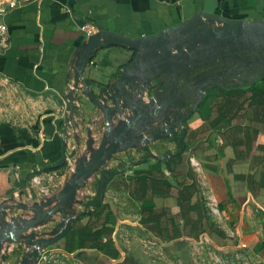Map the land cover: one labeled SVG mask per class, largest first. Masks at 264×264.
Returning <instances> with one entry per match:
<instances>
[{
    "label": "crops",
    "instance_id": "1",
    "mask_svg": "<svg viewBox=\"0 0 264 264\" xmlns=\"http://www.w3.org/2000/svg\"><path fill=\"white\" fill-rule=\"evenodd\" d=\"M198 15L264 24V0H37L6 16L10 46L0 51V79L25 100L13 110L2 103L5 95L0 93L1 224L27 228L53 208L71 182L72 169L87 164L103 141L132 119L120 80L133 76L128 69L135 63V50L123 45H102L83 76L89 93L107 108L121 96L123 112L107 115L82 81L73 94L74 109L65 104L88 42L85 28L91 26V37L108 31L135 39ZM163 47L159 43L152 50ZM227 59L215 67L170 59L176 66L169 74L150 55L142 56L139 86L158 103L167 96H185L184 115L202 98L195 113L183 127L176 126L175 134L152 141L174 107L166 110V117L141 133L138 144L113 154L83 182L63 213L5 244L0 264H24L31 234L53 237L64 216L68 220L82 212L86 214L71 231L45 249L47 258L39 264H151L159 255L169 264L234 262L241 255L264 264V76L239 82L229 72L233 56ZM225 70V77L215 79L216 88L197 94L201 79ZM64 156L70 164L60 165ZM104 170L113 172L104 200L88 211ZM47 203V209L33 210Z\"/></svg>",
    "mask_w": 264,
    "mask_h": 264
},
{
    "label": "water",
    "instance_id": "2",
    "mask_svg": "<svg viewBox=\"0 0 264 264\" xmlns=\"http://www.w3.org/2000/svg\"><path fill=\"white\" fill-rule=\"evenodd\" d=\"M203 17L206 20H203ZM213 22L221 24L222 27L213 26ZM178 35H181V37H177ZM159 43L165 44V47L159 48L156 52H154L152 50L154 45ZM110 44L127 46L138 52L134 65L128 69V72L133 74V76L123 77L120 80L122 93L127 95L124 105L130 106L133 110L132 119H128L126 124L121 125L116 134L108 136L87 164H80V166L75 169L68 188L53 208L47 209L50 206V203L43 206L33 207V210L35 211L44 209L47 210H45L44 214H42V216L36 221L32 222L27 228L12 229L11 226H6L0 223V256L2 247L5 244L16 243L20 234L23 232L39 225L51 215L63 213V207L74 198V195L80 188L81 184L102 168L104 162L113 154L118 151L134 147L138 144L142 140L141 133L145 129L150 128L153 123L159 121L161 117H166V110H170L174 107V109L171 110L172 114L166 117L165 121L168 122L169 117L171 116H174L176 120L169 123L168 132H165L160 128L155 129L154 134L150 139L152 141L167 138L170 135L175 134L176 126L179 125L183 127L195 113L197 107L202 101V98H199L195 102L194 106L186 115L180 112L181 109L185 108L186 104L184 102H180V100L176 97L169 98L167 96V98L161 103L157 102V105H154V103L151 102L146 106H140L139 103L132 102L133 98L131 91L139 86L138 83H141V81L138 82L141 68L138 67L137 64L139 60H141L142 56H149L150 53H153L156 56H162L164 54L165 56H168L169 59H180V61H182L185 65L205 63L207 66L211 65L212 67H215L220 64V61L222 64H226L228 61L227 55L230 54L234 58L231 63L232 70L235 69L238 72H241V70H247L252 73L258 72L259 70H262V67H264V24L198 15L154 36L131 39L126 38L121 34H112L108 31H100L98 34L93 35L89 39L80 54L77 65V80L75 88L78 87L79 81H82L90 98L109 116L114 114L116 111L123 112L121 107V96H117L113 108H107L103 103L89 93L88 85L84 81L83 76L85 67L91 59L92 54L97 49L101 48L102 45L108 46ZM172 48H186L189 50V53L185 54L181 51L179 54H172ZM146 50H148V54H146ZM227 72L228 70H225L222 74H217L215 78L209 76L201 79L197 89V94L202 95L208 93L212 88H216L217 85L213 84L215 79L225 77ZM128 84L132 85L130 90L127 88ZM173 89L177 95L180 94V92L175 88V85H173ZM67 98L69 99L67 104L68 108L73 110L74 95L69 94ZM162 111L164 112L162 113ZM185 133L186 130H184V134L181 137V143L184 141ZM150 140H147V143H149ZM65 162L66 156L62 158L60 165H64ZM112 175L113 172L110 170L103 171L101 182L97 186V198L86 204L88 211L103 202L105 191ZM29 178L30 175H28L27 179ZM85 214L86 212H82L72 218H69L68 220H66L64 216L62 222L58 226L56 235L53 237L36 239L35 234H31L27 240V244L33 247L34 251L31 255H28L24 264H30L31 259L37 260L41 251L62 240L71 231L72 225Z\"/></svg>",
    "mask_w": 264,
    "mask_h": 264
},
{
    "label": "built area",
    "instance_id": "3",
    "mask_svg": "<svg viewBox=\"0 0 264 264\" xmlns=\"http://www.w3.org/2000/svg\"><path fill=\"white\" fill-rule=\"evenodd\" d=\"M37 0H0V51H5L9 48L10 46V34H9V29L8 26L6 24L5 18L6 16L11 13L14 10L20 9L22 8L24 5L35 2ZM213 22L212 25H214ZM218 24V23H216ZM221 25V24H220ZM86 32H87V36H88V41L92 35V30H91V26H87L86 28ZM184 52L185 54L189 53V50L186 48H172L171 52L172 54H179V52ZM262 70H264V67L261 68ZM77 91V88L75 87H71L69 94H74ZM132 94V98L136 103H139L141 105H148L151 102L154 103V105H157V101L155 99L154 96H149L148 95V90L146 89V87L144 86H138L136 87V89H134L133 91H131ZM69 99L67 98L65 101V104H68ZM176 118L174 116L169 117V121L168 122H164L163 125L161 126V130H164L165 132H168V125L169 123L175 121ZM68 125L71 126V121H68ZM70 157L66 156V162H68L70 164ZM192 164L195 167H199L198 162L195 161V159L191 160ZM75 172L74 169H72V174ZM15 181L19 182L20 181V175L19 173H15L13 174ZM36 181V179H35ZM20 197V190L16 189L14 191V198L18 199ZM210 207L211 210L214 214H217L218 209H217V205L216 202L214 200H212V202L210 203ZM34 251V248L29 247L27 248L26 253L28 255H31ZM246 255V254H245ZM247 257V258H246ZM246 257H244L242 255L241 258L237 259L234 262H211V264H256L255 262H250V260H248V256L246 255ZM46 256H45V250L40 252V255L38 257L37 260H30V264H39L40 262H38V260H46ZM43 263V262H41ZM205 264V263H203Z\"/></svg>",
    "mask_w": 264,
    "mask_h": 264
},
{
    "label": "rangeland",
    "instance_id": "4",
    "mask_svg": "<svg viewBox=\"0 0 264 264\" xmlns=\"http://www.w3.org/2000/svg\"><path fill=\"white\" fill-rule=\"evenodd\" d=\"M0 93L5 95V99L4 101H2V103L8 105L9 108L14 110L16 108L18 109L20 104L21 106H24L25 98L22 96V94L19 93L18 91H15L14 88L11 86V84L4 82L2 79H0ZM158 257L161 259L163 258L162 255H159ZM241 257L242 255L236 257L235 261ZM161 259H156V262H151V264H169L168 262H163V260ZM42 264H79V263L78 262H43ZM205 264H211V262H205Z\"/></svg>",
    "mask_w": 264,
    "mask_h": 264
},
{
    "label": "trees",
    "instance_id": "5",
    "mask_svg": "<svg viewBox=\"0 0 264 264\" xmlns=\"http://www.w3.org/2000/svg\"><path fill=\"white\" fill-rule=\"evenodd\" d=\"M151 59L153 60V62H155V64H159L160 68L164 71H168L169 74H171L174 70H175V66L176 64H173L172 62H170V59L168 56H165L164 54L162 56H156L153 53L149 54ZM138 56V52L135 51V56H134V61ZM202 65H206L205 63H202ZM230 74L232 77H234L235 79L239 80V82H242L241 80H243V77H248L250 75L256 76V77H261L264 76V70H259L258 72H246V70H241V72L236 71L235 69L229 70ZM180 102H184L185 104H188L189 100H187V98L185 96H181L180 97ZM191 101V100H190Z\"/></svg>",
    "mask_w": 264,
    "mask_h": 264
},
{
    "label": "flooded vegetation",
    "instance_id": "6",
    "mask_svg": "<svg viewBox=\"0 0 264 264\" xmlns=\"http://www.w3.org/2000/svg\"><path fill=\"white\" fill-rule=\"evenodd\" d=\"M263 71V70H262ZM246 72H248L247 70H246ZM251 76H253V75H250V76H248V77H251Z\"/></svg>",
    "mask_w": 264,
    "mask_h": 264
}]
</instances>
